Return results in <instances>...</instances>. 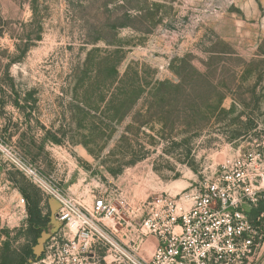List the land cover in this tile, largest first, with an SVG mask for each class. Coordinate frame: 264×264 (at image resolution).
<instances>
[{"label": "rangeland", "instance_id": "rangeland-1", "mask_svg": "<svg viewBox=\"0 0 264 264\" xmlns=\"http://www.w3.org/2000/svg\"><path fill=\"white\" fill-rule=\"evenodd\" d=\"M0 147L42 180L0 160V264L73 235L55 196L103 198L126 232L143 202L264 162V0H0Z\"/></svg>", "mask_w": 264, "mask_h": 264}, {"label": "built area", "instance_id": "built-area-1", "mask_svg": "<svg viewBox=\"0 0 264 264\" xmlns=\"http://www.w3.org/2000/svg\"><path fill=\"white\" fill-rule=\"evenodd\" d=\"M1 159L42 182L0 147ZM262 167L260 154H248L223 165L195 192L155 196L143 202L144 215L126 232L103 198L86 211L54 195L61 202L59 219L74 231L71 239L49 245V264H256L264 253V211L257 210L264 203V176L257 171ZM250 210L257 211L254 219ZM94 247L101 253H94Z\"/></svg>", "mask_w": 264, "mask_h": 264}, {"label": "crops", "instance_id": "crops-1", "mask_svg": "<svg viewBox=\"0 0 264 264\" xmlns=\"http://www.w3.org/2000/svg\"><path fill=\"white\" fill-rule=\"evenodd\" d=\"M249 215V214H248ZM65 232H66V230H65ZM66 234H67V232H66ZM73 237V235H70V234H67V235H63V236H61V239H71ZM153 240H154V238H153ZM93 252L94 253H101V249H99V248H97V247H94V249H93ZM42 263H50L52 260H40ZM36 264V263H35ZM256 264H264V253H263V255L261 256V258L257 261V263Z\"/></svg>", "mask_w": 264, "mask_h": 264}, {"label": "trees", "instance_id": "trees-1", "mask_svg": "<svg viewBox=\"0 0 264 264\" xmlns=\"http://www.w3.org/2000/svg\"><path fill=\"white\" fill-rule=\"evenodd\" d=\"M110 70H111V75H112V76H111V79H112V80L116 79V77H117V75H116V74H117V73H116V72H117L116 69H115L114 67H111Z\"/></svg>", "mask_w": 264, "mask_h": 264}]
</instances>
